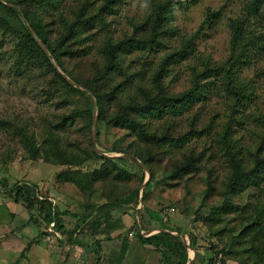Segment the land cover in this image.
<instances>
[{"label": "rangeland", "instance_id": "rangeland-1", "mask_svg": "<svg viewBox=\"0 0 264 264\" xmlns=\"http://www.w3.org/2000/svg\"><path fill=\"white\" fill-rule=\"evenodd\" d=\"M163 1L29 0L24 6L55 43L66 36L64 65L80 81H93L105 62V47L120 44L119 67L99 80L107 119L98 122L95 143L89 115L95 98L66 91L55 71L29 54L22 35L27 20L0 9L12 27L0 26V224L4 231H23V251L34 242L42 255L49 253L51 262L63 264L77 227L92 238L98 225L122 209L139 205L147 216L146 205L183 235H175L172 243L187 245L193 239L201 254L205 252V264L209 256H219L226 264H264V234L254 225L258 217L264 227V0H173L161 34L144 41L149 31L139 25L151 22ZM208 13L213 15L207 18ZM237 20L262 36V42L248 46L247 62L232 68L233 84L247 86L244 98L228 91L226 78L230 61L239 54L231 44V23ZM162 65L169 94L191 92L199 75L202 96L160 116L153 110L127 111L161 138L153 143L122 122L120 113L143 100V88L154 91L153 74ZM215 68L220 70H211ZM174 108L178 112L172 113ZM114 113L119 117L113 122ZM25 136L37 147L36 159ZM136 145L154 158L155 180L147 188L148 168L119 151ZM188 157L193 167L174 176L177 163ZM236 176L238 182L231 187ZM25 181L35 183L38 196L55 204L62 224H75L65 230V238L50 232L40 213L14 200V185ZM136 187L133 201L119 204ZM7 202H14L13 212L2 214ZM156 243L157 248L177 251ZM188 251L192 256V249Z\"/></svg>", "mask_w": 264, "mask_h": 264}, {"label": "trees", "instance_id": "trees-1", "mask_svg": "<svg viewBox=\"0 0 264 264\" xmlns=\"http://www.w3.org/2000/svg\"><path fill=\"white\" fill-rule=\"evenodd\" d=\"M29 0H0V9H5L9 11L10 13H14L15 15H21L22 18L26 19V23L24 24L25 30H23L22 35L24 37V41L29 43V54L31 56H39L38 59L42 62H45L49 67H51L58 78L62 79V81L65 83V89L66 91L72 93V94H79V93H85L89 99L94 97L95 98V104H96V134H98V128L97 124L102 119H107L105 116V108L102 104V95L99 92V80L107 73L112 70H115L119 67L118 64V57L117 52L121 50L120 44H109L105 47V62L98 67V70L96 71V78L93 81H80L77 79L76 75L72 74L69 70L65 68L64 61H63V55H66L67 50V44L64 43L63 37L60 41H56V43L51 40L45 31H43V28L41 27L40 19H35L32 17L30 13H28L24 9L25 4ZM175 2H178V4L182 3V0H174ZM173 0H164L162 3H160L156 10L153 13L151 22L141 23L139 25V28H148L149 34L145 35L144 38H142L144 41L152 42L155 41L157 36L161 34V28L164 24V14H166L168 8L172 4H174ZM6 3L12 4L11 6L6 5ZM106 5L102 6L100 8V12L103 11ZM213 15V13H208L207 18H210ZM246 21L237 20L233 21L231 23L232 28V46L233 48H236V51L238 54V57L232 58V61L229 63V67L227 68V74L226 78L229 82H227L229 92L233 93L236 98L243 97L247 93V86L239 85L238 83H234L233 81L235 78L232 76V68L237 64L238 62L245 63L247 62L244 58H249V50L250 47H248L251 44H255L254 42H262V36L260 35H253V32L248 30V25L245 23ZM10 21L5 16H0V26H3L5 29L12 28L9 26ZM244 24H246L247 27H244ZM148 25V26H147ZM8 30V29H7ZM69 32V31H68ZM264 40V39H263ZM40 43L43 45L44 50ZM27 44V43H26ZM123 49V48H122ZM55 62V65L64 72V75L61 74L59 71H57L54 67V64L51 61ZM165 62V60L163 61ZM211 70H220L219 68L211 69ZM162 71H163V65L153 74L152 83H153V89L151 90H145L143 88L141 91V94L143 96V100L135 103V104H128L124 106L122 112L120 113L121 121L132 126L133 128H136L138 130V134L142 135L144 138L149 139L153 143H159L161 138L156 137L155 133L149 132L147 128L143 125L142 122L137 121L134 119L131 115L127 114V111H133L137 110L138 112H154L156 116H160L161 114L165 112H170L169 110L173 107H177L178 103L180 105H187L190 101L194 99H199L200 96H202L201 92L198 90V85L200 82H198V76L195 78V87L191 89V92H184L179 93L177 95H171L167 92L165 89V85L162 82ZM67 77L68 79H66ZM71 81V82H69ZM94 103L92 102L89 108V115L92 116L93 114V107ZM177 105V106H176ZM172 113L178 112L176 108L173 109ZM114 117L112 118V121L114 122V119L118 118V114L114 113L112 114ZM24 137V136H23ZM27 139L26 147L29 151L30 155L33 159H36L39 157V152L37 150V147H34V143L32 141V138L25 136ZM120 152H128L127 154H130V159L137 162L139 165H143L146 168H148L149 171V178L145 183V187H149L150 184H152L155 180L154 176V169H153V156L148 152L141 149L138 145L135 147H132V149L127 148H119ZM98 157L105 158L103 154H101L99 151L95 152ZM238 162V161H237ZM193 167V159H190L189 157L182 162L177 163L176 168L174 170L173 175L174 176H180L181 174L185 173L188 169ZM238 176H236L231 181V187H233L234 184L238 182L237 180ZM14 192V200L15 201H23L25 204V207L28 211H37V213H40V215L43 218V221L47 226H49L51 223H53V228L56 231H62L63 230V224L61 221V218L59 217V212L55 204L52 203V201L43 196H38L37 194V186L35 183H31L28 181L25 182H17L13 187ZM139 188H133L127 196L122 198L119 201V204H129L133 201V196L138 194ZM144 192V189H143ZM142 192L141 199L145 200L144 194ZM143 210L146 212H149V208L144 205ZM263 212H264V205H263ZM254 225H256L259 228V232L264 234V227H262L260 220L258 217H255ZM99 226V225H98ZM173 238V235L170 233L165 232L164 230L158 231L157 233L144 236L139 233V239L142 243H155L161 242L163 244H166L168 246H174L176 247L178 254L180 255L181 260L178 262V264H186L188 261V246L190 248H196L194 245V241H190L189 245H185L180 242H174L172 243L170 239ZM256 254H261L260 250L255 249L254 251ZM214 258L209 259V264L212 263Z\"/></svg>", "mask_w": 264, "mask_h": 264}, {"label": "crops", "instance_id": "crops-1", "mask_svg": "<svg viewBox=\"0 0 264 264\" xmlns=\"http://www.w3.org/2000/svg\"><path fill=\"white\" fill-rule=\"evenodd\" d=\"M13 203L2 204L5 207L2 214H5V212L12 213L14 209L12 207ZM149 210L147 216H144L139 205L133 206L132 209H122V213L114 215L113 219H111L112 221L102 222L96 228V232L91 235L93 239L89 238L90 233L88 232H85L88 234H86L87 236L80 234L81 226L77 227V230L72 233L74 239L70 240L73 244H69L67 248L64 247L68 250L69 255H67V259L63 264H178L181 260L180 255L178 256V251L175 250L176 254L174 253L175 251L173 252L174 249L172 250L169 247L157 248L152 243H142L140 241L139 233L147 236L161 230L170 233L173 237L175 235L183 237L182 234L176 233L175 230L169 227L163 219L160 220L156 216L158 211L150 208ZM153 213L156 214L154 215ZM69 223V225H66V221L63 222L62 231H56L54 228L49 230V227L48 230L58 237L65 238V232L69 230L68 228L75 226V224ZM146 224L152 225V227L147 228ZM11 230L4 231L0 224V264H40L42 258L43 262L47 263L50 261L49 253L42 255L37 243L33 242L28 251H23V231L20 229ZM36 235L38 236V234ZM191 249L193 254L191 256L188 251L186 264H205V252L201 254L198 248ZM50 263L55 264V260L53 262L50 261Z\"/></svg>", "mask_w": 264, "mask_h": 264}, {"label": "water", "instance_id": "water-1", "mask_svg": "<svg viewBox=\"0 0 264 264\" xmlns=\"http://www.w3.org/2000/svg\"><path fill=\"white\" fill-rule=\"evenodd\" d=\"M41 47L44 49L43 45L40 43ZM45 50V49H44ZM46 51V50H45ZM66 79H68L67 77H65ZM72 83V82H71ZM95 113H96V104L94 103V107H93V119H92V127H93V135H92V139H93V142L95 143V137H96V120H95ZM100 152V151H99ZM101 154H104L102 152H100ZM148 178H149V174H148ZM147 178V180H148ZM146 180V181H147ZM145 181V182H146ZM189 245V244H187ZM188 248H190L188 246Z\"/></svg>", "mask_w": 264, "mask_h": 264}, {"label": "built area", "instance_id": "built-area-1", "mask_svg": "<svg viewBox=\"0 0 264 264\" xmlns=\"http://www.w3.org/2000/svg\"><path fill=\"white\" fill-rule=\"evenodd\" d=\"M170 210H174L173 208H170ZM49 230L53 229V223H51L49 226ZM211 264H226L221 260V257L214 258Z\"/></svg>", "mask_w": 264, "mask_h": 264}]
</instances>
